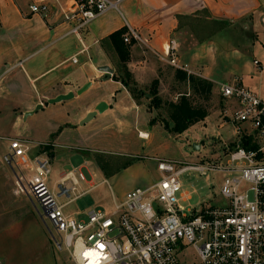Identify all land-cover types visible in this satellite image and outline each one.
Masks as SVG:
<instances>
[{"label": "crops", "instance_id": "crops-1", "mask_svg": "<svg viewBox=\"0 0 264 264\" xmlns=\"http://www.w3.org/2000/svg\"><path fill=\"white\" fill-rule=\"evenodd\" d=\"M45 2L50 8L47 16L31 11L32 4ZM72 5L73 0H0L1 140L9 143L10 138H25L23 133L18 134L20 137L14 135L13 130L23 124L28 112L36 116L38 110L53 120L50 135L55 133V137L61 138L68 133L73 137L69 147L91 158L97 153L108 154L110 151L104 146L109 141L125 142L132 137L149 141L156 135L154 130L162 132L164 119L159 117L157 120L153 114L143 118L145 104L138 102L121 81L114 79L118 75L119 57L107 38L122 28L134 30L145 42L135 41L131 46L127 67L146 96L156 78L160 80L159 94L165 78L170 81L171 89L177 87L174 70L180 68L161 59L166 56L170 41L176 40L178 44V65H186L187 72L210 80L215 90L222 82L235 77L242 79L244 68L240 64L244 52L252 51L255 36L264 32V0H123L120 11L111 10L93 20L80 36L70 33L73 23L63 16L62 9H70ZM245 46L247 51L243 50ZM142 47L148 49L147 56L138 54ZM114 57L118 60L117 67L111 63ZM73 58H77V62H73ZM255 60L263 68L261 61L254 58L246 66L249 72L259 69ZM106 68L114 70L110 77L104 71ZM88 83L90 87L78 94ZM70 92L74 93L73 98L49 103V100ZM100 102H105L108 108L82 124ZM40 105L42 107L36 111ZM148 125L154 126L153 132L146 129ZM59 128H63L60 134ZM40 144L54 147L50 153L54 159L57 147L66 143ZM128 157L133 160L127 167L123 165L114 171L103 161L105 170L98 165V173L112 179L117 176L131 178L137 183L135 188L149 187L157 182L159 176L155 181L147 180L144 167L138 161L140 158L155 160L156 157L134 154ZM105 180L92 181L89 185L99 186ZM10 183L12 180H6L0 169V205L3 207L12 205L9 204L12 192L18 195L14 184ZM187 194L182 193L181 198L186 200ZM71 215L84 218L85 211ZM29 226L34 227L42 246L51 245L40 223L35 218L21 215L0 229V243L16 242ZM50 259L48 264H56Z\"/></svg>", "mask_w": 264, "mask_h": 264}, {"label": "built area", "instance_id": "built-area-1", "mask_svg": "<svg viewBox=\"0 0 264 264\" xmlns=\"http://www.w3.org/2000/svg\"><path fill=\"white\" fill-rule=\"evenodd\" d=\"M122 1L73 0L70 9H62L64 19L73 23L70 33L80 36L93 20L111 10L120 11ZM30 9L42 16L50 10L46 2L32 4ZM132 39L144 42L130 29L124 41ZM177 50L176 40L170 41L161 59L187 71L186 65H178ZM218 91L227 104L220 127H233L225 165L211 160L187 164L155 158L157 182L134 188L121 200L113 196L109 212L93 208L85 211L84 218H77L65 208L97 186L82 187L83 167L63 172L52 182V156L35 151L49 144L34 147L27 139L10 138L4 161L12 168L20 166L16 193L35 200L56 248L65 249L74 264H264V98L247 88L240 77L220 83ZM191 170L201 175L226 174L221 194L227 203L203 205L186 214L178 193L182 190L180 177ZM245 183L251 185L252 199L248 192L241 193Z\"/></svg>", "mask_w": 264, "mask_h": 264}, {"label": "rangeland", "instance_id": "rangeland-1", "mask_svg": "<svg viewBox=\"0 0 264 264\" xmlns=\"http://www.w3.org/2000/svg\"><path fill=\"white\" fill-rule=\"evenodd\" d=\"M249 33L252 34V31H249ZM254 42V46L251 44L252 51H247V46L243 48V50L247 52H244L245 57L240 64L244 68L241 72L243 73L242 81L252 92L264 98V32H259V37L255 36ZM138 54L147 56L148 49L142 47ZM115 58L116 57H114V59L112 58L111 63L117 67L118 60ZM254 58L261 61L263 68H259L256 72H249L246 66H248V63ZM245 61L247 64H245ZM144 81L147 80L144 79ZM163 81L160 89V97L164 101L176 100L178 96L177 93L184 91L182 87L171 89V83L167 78ZM150 88L147 89V92L150 91ZM218 88V85H216L212 100L207 103L210 114L206 120L195 124L184 133H173L166 128L165 125L162 126L163 130L160 132V130H154L153 125H148L146 129L149 130V132H153L154 130L156 133V135L152 136L151 140H141L137 137H132L131 139L127 138L128 141L126 140L125 142L112 140L105 143L106 145L104 146L110 151L108 154L97 153L94 154L93 158L88 154L71 149L69 146L73 143V137L69 136L68 133L63 134L61 138L55 137V133L50 135L49 130L53 127V120L43 115L41 110L37 111V107L35 109L37 111L35 113L36 116L30 115L25 117L23 119V124L14 128L13 133L14 135L23 133L25 138L21 136V139L29 140L34 147H38L40 143L47 142H55L57 144L66 143L56 149L57 153L53 159L54 173L51 178L52 182L57 179L61 172H67L81 166H83L82 173L85 177V181L82 184L84 189L89 188V183L92 181L100 183L103 179H107L108 183L104 182L74 203L68 205L65 208L67 213L75 215L78 212L81 213L93 208H99L109 212L113 207V196L119 200L127 191L135 188L137 183L131 178L117 176L112 179L109 175L104 173L101 175L100 172L98 173L100 170L95 161V157L98 155H101L103 161H106V166L108 163L109 167L114 169V171L123 167L126 162L133 160L132 157H128L129 154H134V156H149V158L167 157V159L187 164H199L205 160L217 161L223 165L227 163L229 157L226 147L230 145L233 140V127L230 124L220 127L222 122L221 112L224 105L227 104L221 100ZM139 102L146 106L142 111V117H147L148 114L152 116L153 114V116H157V120H159L160 114L162 113L166 118L167 114L163 109L156 110L152 108L150 111L148 110L150 106V95L142 96ZM56 124L57 123H55V125ZM159 126L161 128V125ZM62 129L63 128H59L57 130L59 134ZM18 137H20V135H18ZM195 144L198 145L197 148ZM44 149V147H41L38 151ZM7 151L8 142L0 139V169L3 177L6 176V180H12L10 185L14 184V188L16 189V176L19 175L20 166L13 165L12 168L4 161V156L7 154ZM53 151L54 147L46 152L50 154ZM140 159L141 160L138 161H141L144 167L147 180L155 181L158 179L159 172L157 170V162L152 159ZM225 178L226 174L221 172H210L207 175H201L200 172L191 170L184 173L180 177L182 190L178 193L179 205H184V212L186 214H188V209L199 210L203 205H225L227 199L221 194V188ZM8 187L9 185H7V188ZM250 187V184L245 183L241 188V193L248 192ZM185 192H188V198L185 197L186 200H183L181 194ZM248 195L250 199L253 198L252 192H248ZM7 196L8 198L12 196L9 202V204L12 205L7 207L0 205V229L7 225L11 219H16L20 215L25 218L30 216L35 218L46 234H48L47 236L51 241V245H47V247L45 245L42 246V242L37 232L34 230V227L29 226L16 242L0 243V264H48L50 263V258L54 259L56 264H74L65 249L58 251L56 248L53 237L50 235L49 230L42 220L41 209L35 200L25 193L15 195L12 192L10 196L8 192ZM116 233L117 231H115L114 234ZM190 252L192 253V251Z\"/></svg>", "mask_w": 264, "mask_h": 264}, {"label": "trees", "instance_id": "trees-1", "mask_svg": "<svg viewBox=\"0 0 264 264\" xmlns=\"http://www.w3.org/2000/svg\"><path fill=\"white\" fill-rule=\"evenodd\" d=\"M127 28H122L112 33L107 39L111 42L115 52L119 57L118 75L114 77L115 80L121 81L132 94V96L139 102L142 96H146V92L138 88L133 74L127 67V62L130 58L131 46L135 43L132 39L130 43L124 41V37L128 34ZM174 83L178 87L184 88L183 92H178L177 100L164 101L159 94L160 80L156 78L152 81L150 91V106L149 108L156 110H165L166 118L161 113L160 117L164 119V125L170 131L176 134H182L195 124L205 121L209 116L210 111L207 103L212 100L214 92V84L201 76L189 73L182 69L174 70ZM173 89H176L174 87ZM173 123V126H170ZM45 151L51 149L50 145L44 147ZM96 162L105 170L102 165L103 159L101 156H96ZM132 160L124 164L125 167L130 165Z\"/></svg>", "mask_w": 264, "mask_h": 264}, {"label": "water", "instance_id": "water-1", "mask_svg": "<svg viewBox=\"0 0 264 264\" xmlns=\"http://www.w3.org/2000/svg\"><path fill=\"white\" fill-rule=\"evenodd\" d=\"M104 71H106L107 75L110 77L113 73H114V70L111 69V68H106L104 69ZM90 83H88L86 86H84L82 89H80L77 93L78 94H81L83 93L85 90H87L89 87H90ZM74 97V93L73 92H70L68 94H62V95H59L58 97L54 98V99H51L49 100V103H57V102H60V101H64V100H68V99H71ZM42 106L40 105L37 109H40ZM108 108V105L105 103V102H100V104H98L96 106V109L95 111L93 112H90L82 121V124H85L87 122H89L90 120H92L97 113H103L106 109ZM30 114H33V112H28L26 114V117L29 116ZM170 126L172 127L173 126V123L170 124ZM197 144H195V147L197 148Z\"/></svg>", "mask_w": 264, "mask_h": 264}, {"label": "snow or ice", "instance_id": "snow-or-ice-1", "mask_svg": "<svg viewBox=\"0 0 264 264\" xmlns=\"http://www.w3.org/2000/svg\"><path fill=\"white\" fill-rule=\"evenodd\" d=\"M99 247H100V248H103L104 246H103V245H100Z\"/></svg>", "mask_w": 264, "mask_h": 264}, {"label": "bare ground", "instance_id": "bare-ground-1", "mask_svg": "<svg viewBox=\"0 0 264 264\" xmlns=\"http://www.w3.org/2000/svg\"><path fill=\"white\" fill-rule=\"evenodd\" d=\"M145 135H142V137H144Z\"/></svg>", "mask_w": 264, "mask_h": 264}]
</instances>
